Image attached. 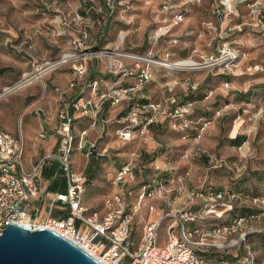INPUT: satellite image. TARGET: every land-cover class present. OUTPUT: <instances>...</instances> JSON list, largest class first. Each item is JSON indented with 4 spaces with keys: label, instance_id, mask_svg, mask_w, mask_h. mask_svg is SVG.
<instances>
[{
    "label": "built area",
    "instance_id": "2783aa9c",
    "mask_svg": "<svg viewBox=\"0 0 264 264\" xmlns=\"http://www.w3.org/2000/svg\"><path fill=\"white\" fill-rule=\"evenodd\" d=\"M177 1L164 0L147 35L145 52L124 53L119 52L118 47L94 49L88 46L87 27L92 25L89 21L73 41L72 50L59 59L33 64L15 84L0 90L1 101L30 85L44 84L52 73L71 63L73 75L67 88H77L89 75V64L95 59L104 61L107 73L116 78L113 81H92L89 95H82L76 100L78 115L91 120L79 135L74 133L73 115L68 110L57 112L58 147L35 162L30 170L23 162V139L0 125V235L9 223L29 229L47 228L68 238L101 264H264V253L257 252L249 241L252 237L264 236V195H246L229 186L215 189L208 186L206 180L193 190L188 187L192 169L179 173L178 169H162L158 164L154 166L153 177L142 182L138 180L139 169H136L141 154L134 152L115 174L113 184L118 190L104 199L101 210L90 209L84 200L86 178L73 168L75 149H86L87 158L107 155L109 149H100L98 144L109 122L102 117L107 100L113 107L130 102L128 115L118 120L119 127L115 130L117 139L129 141L137 136H147L151 125L167 122L173 130L182 134V139L191 142L192 149L184 151L182 159L191 165V160H195L197 155L204 156L205 152L198 145L212 120L196 117V102L173 91L181 85L184 73L188 75L184 80L190 81L193 89L199 83L192 81L189 74L198 75L205 71L214 74L218 71L216 74L241 75L238 71L241 54L231 46L230 37L233 33L246 30L264 33V0ZM110 2L108 0V4ZM204 4L210 16L205 28L215 34L217 53L203 54L198 49H192L186 57L175 58L181 39L174 34V28L186 19L190 5ZM242 7L247 9L248 17L242 23L232 24L234 17H241ZM97 11L101 12V9ZM124 38L125 34L121 32L118 40L123 41ZM156 68L172 75L167 83L172 94L162 100L142 94L143 89L153 82ZM128 79H133L135 83L126 84ZM221 86L228 90L232 82L224 81ZM57 91L62 95L65 93L60 88ZM212 95L213 90L206 98ZM234 107L233 102L219 107L215 117H221ZM249 108L246 105L237 109L232 131L233 139L239 136L245 121L242 117L246 115L250 124L241 133L247 137L243 145L257 130L259 120V115L251 113ZM100 128L97 137L90 138L89 131ZM192 131L195 132L193 137ZM39 137L47 138L49 135L41 133ZM205 156L209 163H220L210 153ZM48 160L59 164L66 178L65 191L49 190L57 175L50 180L42 177L43 166ZM163 172H167L164 178L160 177ZM177 201L183 205L177 206ZM238 206L250 208L253 212L246 216L233 214ZM157 207L160 208L159 217L145 220L140 245L137 250L131 251L137 216L143 210L152 214ZM78 222L83 225L82 228L78 227ZM164 224L167 236L164 242H160ZM227 253L232 254V259L225 257Z\"/></svg>",
    "mask_w": 264,
    "mask_h": 264
},
{
    "label": "rangeland",
    "instance_id": "374dc122",
    "mask_svg": "<svg viewBox=\"0 0 264 264\" xmlns=\"http://www.w3.org/2000/svg\"><path fill=\"white\" fill-rule=\"evenodd\" d=\"M110 1V4H108V0H0V90L15 84L23 73L32 68L33 64H42L59 59L63 54L72 50L76 36L78 37L81 29L85 25L87 26L89 21L91 22L90 17L84 14L90 7H92V10L93 8L96 10L104 9L105 14L102 20L107 21L106 24H96L95 28L92 29L93 38L95 43L98 44H94L91 41L89 42L90 46H99L96 49L110 46L113 48L118 47V51L124 53L145 52L147 49V35L154 26V20L159 15L164 0ZM183 1L185 0H178L177 2L181 3ZM204 7H206V4L202 6L190 5L186 19L174 28V34L181 39L179 51L176 53L175 58L186 57L192 49H198L203 54L217 53L215 34L205 28V23L210 20V16L206 15ZM98 16L96 15V17ZM246 17H248L247 9L242 7L241 17H234L232 24L242 23ZM121 32L125 34L123 41L118 40ZM190 36H192L191 39L188 38ZM230 42L232 47L240 51L241 59L238 71L241 75H231L233 78L230 81L232 82V87L224 90L221 85H218L213 89V95L210 97H215V102H212V104H217L219 107L232 102V99H234L236 115L232 118L231 130L228 133V137L227 135L223 136L225 135L223 131L220 132L219 136H223L225 140L232 139L234 121L238 115L237 109L246 107V105L250 107L251 113L259 115L257 130L246 144L238 147L228 148V143L217 140V136H213L214 139L211 142L204 144L200 142L199 148L205 154L214 155L219 159L220 163H209L205 159V154L204 156L197 155L195 160H191L192 175L188 181V187L190 189L199 188L206 180V183L214 188L235 187L239 184L238 188L253 191L256 194H264V33L248 30L236 32L231 35ZM92 61L94 62V60ZM95 61L98 62L96 63L98 67L105 64L100 59H95ZM127 63L131 62L127 61ZM72 65L73 63L67 64L61 68L64 69L63 74H65V77L69 76L72 78ZM251 67L254 68L252 71L249 70ZM255 67L258 68L255 69ZM91 70V73L96 74L94 67ZM216 72L218 71L212 74L205 71L198 75L205 73L214 77L226 75L216 74ZM198 75L189 74L191 80L194 77V82L199 83L198 79L195 78ZM187 77L188 75L184 73L181 78ZM66 83H68V80ZM47 84L48 77L44 84L30 85L15 92L9 98H4L0 101V107L5 109L7 107L10 108L8 104L10 98L13 99L11 106H14L17 111L10 114V118L15 125L9 129V124L7 126L3 120H0V125L17 138L23 139L25 147L23 162L27 169L31 168V160H35L34 162L37 163L39 159L30 156L25 132H27L31 119L30 113L33 112L35 116H38L36 111L39 112L42 117L40 121L45 118L42 115V111L37 108L43 109V106L41 104L35 106V104L44 100L45 89L48 88ZM180 86L178 85L173 93L180 95ZM165 87L163 88L165 91L164 96L168 97L172 93L168 91L167 86ZM148 91L146 94L149 97L154 98L155 96L157 98L160 90L152 87ZM234 96L235 98H233ZM21 99L23 100L20 103L19 100ZM122 107L123 104L115 108L112 111L113 114L121 111ZM229 111L231 112L232 110ZM46 117H50L47 112ZM242 118L245 121H243L239 135L250 124L246 115ZM114 125L117 127V124ZM115 126L110 128L111 131L108 134L109 140L106 148L109 147L107 158L110 164L108 166L110 167L113 164L115 168H118L119 163L115 161V155L124 160L131 153L141 152L150 145L141 138L129 141L117 139L114 134ZM182 140L185 143V147L180 151L179 162L176 165L179 173H184L187 170L181 168V163L188 165L187 161L182 159L183 152L192 149L190 140ZM112 153H115V155H112ZM87 161L88 159L85 156L82 157L79 163H76V169H84ZM108 161H97V163L100 162V164L104 165ZM50 163L51 160H48V164ZM56 164V167L59 168V164ZM45 166H43V169L46 168ZM137 174L140 176L139 172ZM103 179L99 177L97 181L95 178L94 186L87 187L84 200L90 209L101 210L104 199L118 190L112 180H109L110 178ZM65 190L66 184L63 187V191ZM182 202L177 201L175 204L181 206ZM143 211L135 220L134 232L131 237V251L137 250L141 242L143 225L145 219H147L146 216L144 217ZM158 214H160L159 207L152 214V218H157ZM82 226L78 222V227L82 228ZM166 236L167 226L164 224L161 230L160 242H164ZM250 243L257 252L264 253L263 239L254 238ZM226 256L228 259H232L231 253L225 254Z\"/></svg>",
    "mask_w": 264,
    "mask_h": 264
},
{
    "label": "crops",
    "instance_id": "0c3cea01",
    "mask_svg": "<svg viewBox=\"0 0 264 264\" xmlns=\"http://www.w3.org/2000/svg\"><path fill=\"white\" fill-rule=\"evenodd\" d=\"M206 15H208L206 7H204ZM192 38V36L188 37ZM183 53V52H182ZM64 69H60L56 71L55 73L51 74L48 77V88H46V95L43 98L44 100L41 101V103H36L35 106H38L41 104L43 106V109L39 110L42 111V115L45 117L43 118V121L41 120V115L39 112L36 111V114L38 116H35V114H31V119L29 121L27 132H25L27 140H28V149L30 152V156H34L36 159H40L47 155L48 153H51L53 151H56L58 147V143L60 141V136L57 134V127H58V119H57V112L60 110H68L74 117V133L78 134L86 129L90 125V118L87 116H79L78 112L76 111L75 105H76V87L73 89L67 88V80L68 82L71 80V78L68 76L65 77V74H63ZM90 74V72H89ZM90 76V75H89ZM62 77V78H61ZM182 77V75H181ZM199 81V89L197 91H193L194 89L191 87L190 81L184 80V78L180 79L181 86L179 87V92H181V97H193L196 100V108H195V116L196 117H206L207 119H211L212 123L210 124L206 134H204L200 140V142L208 143L211 142V140L214 139L213 136H217V140H222L223 142L228 143V148L235 147L232 145L233 137H231V140H225L223 139V136L228 137V133L231 130L232 127V118L236 115L235 110L232 109V111L225 113L221 117H215V111L219 108L217 104H212V102H215V97L213 98H206V94L208 95V92L213 90L218 85H222L224 81H231L233 78L231 75H222V76H208L206 73L201 74L195 77ZM172 79V75L168 73L167 71L163 69L156 68L154 70V80L151 84L147 85L144 90L142 91V94L144 96L149 97L146 93H148V89H151L153 87L156 89H159V94L157 98L154 96V99L162 100L164 99V87L167 86V83ZM192 81H194V77H192ZM127 84L135 83L133 79H128L125 81ZM57 88L65 90V93L62 95L59 91H57ZM166 88V87H165ZM166 90V89H165ZM140 93H138L139 95ZM89 91L86 92L84 96H88ZM9 98V97H8ZM235 98V96L233 97ZM13 99L10 98L9 107L10 108H1L0 107V120H3L5 124L10 129L13 128L15 123L11 122L10 114L16 113L15 107L11 106L13 104ZM23 99L19 100L21 103ZM227 101V100H226ZM234 99H232V102ZM209 104V105H208ZM103 108V114L102 117L108 120V125L106 127V132L104 133L103 137L99 140V148H106L108 144V134L110 133L111 126H115L114 124H117V127H114V134L115 130L119 127L118 120L125 118L129 112L130 102H125L123 104V107L121 111H119L117 114H113V110L117 107H113L110 105L109 101H107L104 104ZM46 112L50 114V117H46ZM122 113V118L119 117V115ZM49 118V119H48ZM77 118V119H76ZM99 131H101V128L98 130H90L89 136L90 138L94 139L99 134ZM223 131L225 135L222 137L219 136L220 132ZM41 133H47L49 137L42 138L39 137ZM241 136V135H240ZM143 139L148 145H150L147 149L142 150L141 152H138L141 154L140 160H138V168L137 172L140 173V176L138 178L139 181L145 182L149 180L154 175V166L156 164L160 165L162 169H176L177 162H179V154L180 151L185 147V143L182 140V134L171 129L167 122L165 123H156L150 126L149 134L147 136L143 135L142 137L137 136L135 139ZM26 146V147H27ZM25 148V147H24ZM109 148V147H108ZM86 149H75L72 160L74 165V171L81 173L86 178H91V173L93 174V181H89L92 183V187L95 184V178L98 181L99 177H102L103 180L105 178H110L109 180H112L115 177V174L117 171L122 167V165L132 157L133 153L126 158L122 159V162H119V167L115 168L113 166H108V164H98L91 169V173L88 174L87 166L91 159H94L95 161L105 160L108 155L105 156H97L95 155L92 158H87L85 155ZM115 155V153H112V155ZM86 157L88 159L87 165L84 167V169H76V163H79L82 157ZM116 156V155H115ZM35 160H31V167L35 163ZM201 162V161H200ZM182 169H191V165H187L184 163H181ZM56 163L52 162L50 164H46V168L42 169V177L44 179L50 180L54 175L59 174V176H63L62 179L64 181V184H66V178L65 175L62 173V171L56 167ZM56 168V169H55ZM143 169V170H142ZM178 169V168H177ZM30 170V169H28ZM167 172H163L160 177H164ZM195 189V188H194ZM193 189V190H194ZM53 192V191H51ZM104 203V202H103ZM159 205V201L157 203ZM144 217L146 216L149 220H154L156 218H152V214L148 213L146 210L143 211ZM160 214H158L157 218ZM146 220V219H145Z\"/></svg>",
    "mask_w": 264,
    "mask_h": 264
},
{
    "label": "water",
    "instance_id": "95a60500",
    "mask_svg": "<svg viewBox=\"0 0 264 264\" xmlns=\"http://www.w3.org/2000/svg\"><path fill=\"white\" fill-rule=\"evenodd\" d=\"M0 264L101 263L55 231L9 223L0 235Z\"/></svg>",
    "mask_w": 264,
    "mask_h": 264
},
{
    "label": "trees",
    "instance_id": "16d2710c",
    "mask_svg": "<svg viewBox=\"0 0 264 264\" xmlns=\"http://www.w3.org/2000/svg\"><path fill=\"white\" fill-rule=\"evenodd\" d=\"M108 7H110L109 5H108ZM107 9V8H106ZM84 14H87L89 17H90V19H91V23H92V26L91 27H89L87 30H88V33H89V37H88V40H87V45L88 46H90L89 45V42H91V41H93V43L94 44H98V43H95V40H94V38H93V34H92V29H94L95 28V26H96V24H99V25H102L103 23L104 24H106L107 23V21H103L102 19H103V17H104V14H105V11H104V9H102L101 8V12H98L95 8H93V10H92V7H90V9L88 10V11H86ZM93 15H94V17H93ZM96 15H99L98 17H96ZM90 47H92V48H94V49H96V48H99V46H96V45H91ZM93 61H91L90 62V64H89V71H90V76L88 75V77L84 80V82H82L81 83V85L79 86V87H77L76 88V95H77V99L80 97V96H84L85 94H86V92L89 90V84L92 82V81H94V80H104V81H113V80H116V78L115 77H113L112 75H110V74H108L107 73V71H106V68H105V66L103 65V66H96V63H98V62H96L95 60H94V62L92 63ZM95 68L96 69V74H93V73H91V69L92 68ZM199 86L200 85H198V87H196L193 91L195 92V91H197L198 89H199ZM209 93V92H208ZM206 96H207V94H206ZM185 99H187V100H190V101H194V102H196V100L193 98V97H188V96H186V97H184ZM76 99V100H77ZM107 101H109V103H110V105H111V101L110 100H107ZM106 101V102H107ZM141 101H143V102H146V99L144 100V99H142ZM105 102V103H106ZM105 107V106H104ZM129 111H130V107H129ZM129 113V112H128ZM71 114V113H70ZM72 115V114H71ZM128 115V114H127ZM119 117L120 118H122L123 116H122V113L119 115ZM126 117V116H125ZM123 119V118H122ZM168 124V123H167ZM169 125V124H168ZM169 127H170V125H169ZM171 128V127H170ZM172 129V128H171ZM195 135V132L194 131H192L191 132V137L192 136H194ZM246 136L245 135H239V136H237L235 139H233L232 140V145L233 146H241L245 141H246ZM116 158H115V161L117 162V163H119V162H122L123 160L122 159H120V158H118L117 156H115ZM206 157V156H205ZM206 159V161L208 162V158L206 157L205 158ZM101 161H108V158H106L105 160H100V162ZM100 162H98L97 163V161H95L94 159H91V161L89 162V164H88V166H87V171H88V174L89 173H91V169H93V167L95 166V165H98V164H100ZM106 164H110L109 163V161L108 162H106ZM111 166H113L114 167V165L113 164H111ZM143 170V169H142ZM91 178H86V182H87V187H92V183H90L89 181H93V174L91 173ZM139 176V175H138ZM167 176V174L166 175H164V177H166ZM60 176H59V174L57 173V176H56V178L53 180V183H52V185L49 187V190L50 191H53V192H55V191H63V187H64V181H63V179H62V177L61 178H59ZM164 177H162V178H164ZM207 185L208 186H211V185H209L208 183H207ZM211 187H213V186H211ZM239 187V184H237V186H235V187H231V188H233V189H235V190H237V191H241V192H243L244 194H246V195H250V196H261V195H264V194H256V193H254L253 191H249V190H243V189H241V188H238ZM214 188V187H213ZM215 189H217V188H215ZM253 212V210H251L250 208H247V207H244V206H238V207H236L235 209H234V211H233V214H236V215H250L251 213ZM254 238H261V239H263V241H264V236H256V237H252V238H250V242L252 241V239H254ZM264 244V243H263ZM254 249H255V247H254ZM256 250V249H255ZM220 256H222V255H220ZM226 258H228L227 256H226Z\"/></svg>",
    "mask_w": 264,
    "mask_h": 264
},
{
    "label": "bare ground",
    "instance_id": "6f19581e",
    "mask_svg": "<svg viewBox=\"0 0 264 264\" xmlns=\"http://www.w3.org/2000/svg\"><path fill=\"white\" fill-rule=\"evenodd\" d=\"M72 58H74V56L73 55H70Z\"/></svg>",
    "mask_w": 264,
    "mask_h": 264
}]
</instances>
